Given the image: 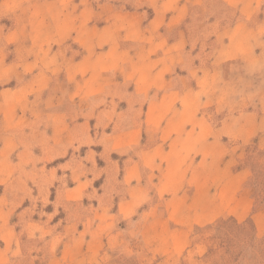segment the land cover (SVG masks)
Returning <instances> with one entry per match:
<instances>
[{"label":"rangeland","instance_id":"rangeland-1","mask_svg":"<svg viewBox=\"0 0 264 264\" xmlns=\"http://www.w3.org/2000/svg\"><path fill=\"white\" fill-rule=\"evenodd\" d=\"M255 6L0 0V264L262 263L206 165L264 166V56L212 53L264 33ZM260 178L243 185L256 207Z\"/></svg>","mask_w":264,"mask_h":264},{"label":"crops","instance_id":"crops-1","mask_svg":"<svg viewBox=\"0 0 264 264\" xmlns=\"http://www.w3.org/2000/svg\"><path fill=\"white\" fill-rule=\"evenodd\" d=\"M188 1V0H186ZM226 3V8L231 9V8H236L240 10V12H244V10H250L252 8H255L258 0H253L250 3L248 1L244 0L242 3H237L235 2V5H232V0H221ZM238 4V5H237ZM256 9V8H255ZM244 14V13H242ZM238 25H241L238 24ZM236 24V26H238ZM208 30L213 31V35H216L218 38L217 33H219L220 29L218 28L215 23L211 24H206L205 25ZM245 27V28H244ZM241 28H236V33L234 36L229 37L228 40L222 41V44L220 45L219 48L215 49L212 51L213 53V59L217 62V59H219L216 56H219L221 52L224 53H229L231 52L232 56L231 58H235L236 62L242 61L244 58L248 59H256L258 56H264V33H250V30L244 26ZM239 33V34H238ZM225 60V59H224ZM224 60H219L220 64L216 65L217 71L220 69L219 67L222 68L224 65ZM235 62V63H236ZM215 62H209V64L204 65V64H196L193 66L192 70L195 68L197 71H201V74L204 75L206 73H210L215 71ZM246 74L247 73H256L258 70H251V69H246L245 70ZM261 73H264V71H260ZM202 77V78H201ZM199 78L200 81H205L204 77L201 76ZM250 79V78H249ZM251 80V79H250ZM246 113L249 115L250 112L246 111ZM253 113V112H252ZM238 113H229L227 118L225 120H232L235 115ZM223 126L220 127V130L222 131ZM258 137V134H257ZM242 143H247V139H243V137L240 138ZM231 141L229 140V143ZM203 145L205 143H202ZM210 144H216V146H220L224 144V140L221 137L219 138H214L213 141H209L207 145ZM225 159V158H224ZM237 167L236 163L229 159L228 161L226 160H221L215 163H208L206 165L209 166V170L213 171L211 178L215 180L216 176L219 177H224V180L222 179L219 182L218 189L219 193L222 194V192H225L223 187L225 185H229L228 188H230V197H229V210L224 213H220V217H227L230 219V221L234 222L235 224L243 225L246 222H251V233L252 237L255 238L257 242L261 244V253L260 256L262 259V263H258L259 259H257L258 255L255 254V258H251L250 260L242 256H238V258H235L234 264H264V205L260 207H256L254 205L255 198H254V193L250 189H244L243 185L244 183L251 177L253 179L257 178L259 179L260 177H264V166L260 167L256 172L254 171V167L252 164ZM198 165L200 166V162H198ZM257 168V167H255ZM254 173L256 174V177H254ZM221 179V178H220ZM261 179V178H260ZM227 181V182H226ZM223 182H226V184ZM262 186H264V183L262 179L259 181ZM229 191V190H228ZM261 192V190H259ZM259 192V193H260ZM218 193L215 191V194ZM263 194L261 193L259 197H262ZM165 198V200H167ZM236 232V231H235ZM241 233V231H240ZM247 236V235H246ZM245 236V237H246ZM243 239V238H242ZM232 250L233 248L230 247ZM190 252V249H187L185 251V254H188ZM183 253L182 257L185 255ZM233 254V253H232ZM236 254V253H234Z\"/></svg>","mask_w":264,"mask_h":264}]
</instances>
